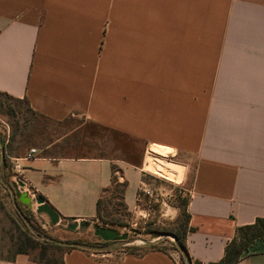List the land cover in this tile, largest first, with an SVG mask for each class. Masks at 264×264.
<instances>
[{
  "label": "crops",
  "instance_id": "0c3cea01",
  "mask_svg": "<svg viewBox=\"0 0 264 264\" xmlns=\"http://www.w3.org/2000/svg\"><path fill=\"white\" fill-rule=\"evenodd\" d=\"M0 92L50 120L79 115L144 146L128 157L44 148L20 160L26 191L66 223L53 233L97 218L114 177L127 182V210L145 213L150 151L177 162L156 170L189 198L194 260L221 261L237 229L264 217V0H0ZM2 138L9 132L0 129V160ZM149 246L141 255L73 249L64 262L180 264L178 252ZM0 264L37 263L17 254ZM237 264H264V238Z\"/></svg>",
  "mask_w": 264,
  "mask_h": 264
},
{
  "label": "rangeland",
  "instance_id": "374dc122",
  "mask_svg": "<svg viewBox=\"0 0 264 264\" xmlns=\"http://www.w3.org/2000/svg\"><path fill=\"white\" fill-rule=\"evenodd\" d=\"M1 102L5 100L0 98ZM13 109L20 112H26L25 104L11 103ZM10 116H2L0 110V129L9 132L12 135L13 129L17 127L16 118ZM18 133L14 136L13 146L15 151L27 152L31 148L44 149L47 152L63 156H80V157H96V156H117L128 157L131 154L139 153L143 149V144L138 141H132L129 138L114 134L104 128L92 124L79 115H73L63 121H53L50 119L40 118L30 124H25L23 120L18 121ZM124 143L123 145H121ZM177 163L165 156L152 153L147 154V164L145 166L148 172L150 182V190L152 195L145 196L146 211L141 215H133L129 211L126 213L123 209L118 208L117 200L113 198L115 185L112 184L109 190L103 194V203L101 205V218H95L90 221H83L75 230L53 233L50 218L36 211V206L28 207L22 203H18L19 208L24 213L30 216V222L35 227L45 232L48 236L58 240H77L81 243L100 244L104 241L95 235L94 225L101 227H110L116 229L120 234H127L129 239H146L154 240L161 237L159 242L160 247L171 249V243L174 238L171 236H163V234L172 233L177 229V220L179 217V208L177 203L179 198H187V194L173 180L158 172L156 168L161 166L165 170L169 169L166 163ZM172 167V166H170ZM16 172L11 170V173L3 178L9 184L16 182L12 180V176ZM36 196H34L35 198ZM170 207H177L178 214L173 215L168 213ZM109 220L121 219L124 226L105 225L102 219ZM24 220L18 214L9 190L0 182V256H8L11 251V246L17 237L22 235L24 231ZM26 224V223H25ZM59 224H65L61 222ZM57 224V226L59 225ZM60 226V225H59ZM32 232V231H31ZM156 232L161 234L157 236ZM34 235L35 232H32ZM64 239H60V237ZM144 246V243H135L132 245L123 246L124 248H133L134 246ZM98 253V252H96Z\"/></svg>",
  "mask_w": 264,
  "mask_h": 264
},
{
  "label": "trees",
  "instance_id": "16d2710c",
  "mask_svg": "<svg viewBox=\"0 0 264 264\" xmlns=\"http://www.w3.org/2000/svg\"><path fill=\"white\" fill-rule=\"evenodd\" d=\"M0 98L4 99V102L0 101V110L2 116H10V117H17V127L13 129L12 135L9 136L8 140L6 138H2L3 142H7L5 147L3 148V154L0 162V174L3 178H6L8 174L11 173V170L13 169V161L12 158L14 157H20L25 152H19L15 151V147L13 146L14 143V136L18 133V121L23 120V122L27 125L30 123H33L34 121H37L40 118L48 119L45 116L33 111L27 100L25 99H19L10 96L7 93L0 92ZM10 102L15 104H25L26 106V112H20L18 110H15L12 108ZM9 117V118H10ZM11 119V118H10ZM113 171H119V169L114 165ZM113 184L114 192H113V198L116 199L117 206L120 209H123L126 213H129L127 210V207L124 202V191L127 186V182H120L117 177L113 178ZM109 190V189H107ZM106 190V191H107ZM103 203V197H101L97 203V218H101V205ZM188 203L189 198H179L177 207L179 208V217L177 220V229L173 232V234L177 237L179 244L183 247V249L188 254L191 264H203L198 260H194L188 250H187V236L190 231H193V227L190 226V213L188 211ZM19 214V213H18ZM26 218L30 221V216L25 213ZM102 222L105 225L113 226V225H119L124 226V222L121 219H114L109 220L107 218L102 219ZM24 231L22 232V235L17 237V239L14 240L12 246H11V253L8 256H0L5 257L7 259H14L17 254H25L30 257V259L37 264H65L64 262V255L73 250V249H80L76 248L71 245H62L58 244L53 241H49L46 239H41L37 236V234L48 236L45 232L40 230L38 227L35 226L36 234L34 235L29 227L23 223ZM104 228H110V227H104ZM157 236H159L161 233L156 232ZM50 237V236H49ZM264 238V217L257 218L254 223L241 226L236 231L235 238L227 245L225 250V256L224 258L219 262H211L207 264H237L243 254L249 249L251 244H253L256 240ZM55 239V238H54ZM58 240V239H57ZM66 242L70 243H81L77 240H66ZM106 242L97 244V245H105ZM160 244L162 242H156L152 245H150V248L161 250L165 253H170V249L166 247H160ZM123 249L124 252H127L129 254H135V255H141L143 249L139 246H134L133 248H118ZM171 249L178 252L180 257V264H185L184 257L181 254V252L178 250L176 244L174 242L171 243ZM83 250V249H82ZM117 250V249H115ZM88 251V250H85ZM113 251V250H111ZM108 251V252H111ZM91 252V251H88Z\"/></svg>",
  "mask_w": 264,
  "mask_h": 264
},
{
  "label": "water",
  "instance_id": "95a60500",
  "mask_svg": "<svg viewBox=\"0 0 264 264\" xmlns=\"http://www.w3.org/2000/svg\"><path fill=\"white\" fill-rule=\"evenodd\" d=\"M0 182L9 190L13 204L17 212L20 214V216L22 217V219L24 220V222L26 223V225L29 227V229L32 232L36 233L35 227L31 224V222L26 218L24 213L19 208V205H18L19 202L28 207H32L33 205L32 202L34 201L36 204V211L38 213L46 214L50 218L51 223L53 225L60 223V216L57 213V211L52 206H50L47 202H45L42 196H36L35 198H32V196L26 191L27 186L24 182L18 181V182H13L9 184L3 180L1 174H0ZM21 190H24V191L21 192ZM79 226H83V224L74 222L72 224H69L68 228L70 230H75ZM94 230H95V235L99 236L107 244L97 245V244H89V243H70V242H66L63 240H57L49 236H43L40 234H37V236L41 239L53 241L58 244L71 245L76 248L93 251V252H108L111 250L121 248L123 246L132 245V244L139 243V242L147 244V245H152L156 242H159L161 239V237L154 239V240L129 239L127 234H120L116 229L104 228L99 225H94ZM163 236L173 237L178 250L181 252V254L184 257L185 264H191V260L188 254L183 249V247L179 244L177 237L172 233L163 234Z\"/></svg>",
  "mask_w": 264,
  "mask_h": 264
},
{
  "label": "built area",
  "instance_id": "2783aa9c",
  "mask_svg": "<svg viewBox=\"0 0 264 264\" xmlns=\"http://www.w3.org/2000/svg\"><path fill=\"white\" fill-rule=\"evenodd\" d=\"M36 153H37V149L36 148H31V149H29L28 153L26 154V156L24 158H15V159H12V161H13V169L12 170L14 172H16V175L14 176V180H16V182H18V181L23 182V180L20 178V172H21V170L23 168V166L20 164V160H31V159L34 158V156L36 155ZM148 153L155 154L152 151H150ZM144 192L147 195H152V191L148 187H145L144 188Z\"/></svg>",
  "mask_w": 264,
  "mask_h": 264
},
{
  "label": "bare ground",
  "instance_id": "6f19581e",
  "mask_svg": "<svg viewBox=\"0 0 264 264\" xmlns=\"http://www.w3.org/2000/svg\"><path fill=\"white\" fill-rule=\"evenodd\" d=\"M166 164L169 165V167H168L169 169H167V171H169V172H171L170 170H171L172 167L176 168V167H175L174 165H172L170 162H169V163H166ZM170 166H172V167H170ZM166 178H168V177H166ZM168 179L175 181L174 178H168Z\"/></svg>",
  "mask_w": 264,
  "mask_h": 264
}]
</instances>
